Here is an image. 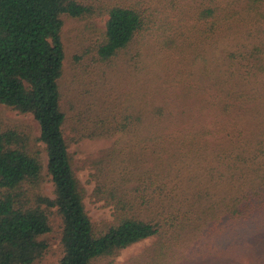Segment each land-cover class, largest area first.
Wrapping results in <instances>:
<instances>
[{
  "label": "trees",
  "instance_id": "16d2710c",
  "mask_svg": "<svg viewBox=\"0 0 264 264\" xmlns=\"http://www.w3.org/2000/svg\"><path fill=\"white\" fill-rule=\"evenodd\" d=\"M65 15L108 16L75 56L84 75L67 101ZM155 31L159 40L183 36L197 77L183 87L189 101L165 97L149 110V85L123 99L111 77L123 53ZM263 87L264 0H0V104L38 121L55 194L42 190L36 145L0 120V264L43 258L53 208L63 222L60 264H94L153 236L152 264H167L175 241L214 225L224 247L211 256H249L264 233ZM67 129L77 141L127 138L92 163V196L112 206L111 221L95 223L86 208Z\"/></svg>",
  "mask_w": 264,
  "mask_h": 264
},
{
  "label": "rangeland",
  "instance_id": "374dc122",
  "mask_svg": "<svg viewBox=\"0 0 264 264\" xmlns=\"http://www.w3.org/2000/svg\"><path fill=\"white\" fill-rule=\"evenodd\" d=\"M107 18L108 16L91 18L64 16L62 38L65 47V59L63 75L60 80L64 100L67 101L71 98V87L75 83V77L77 75L83 77L84 75L83 65L77 61L75 56L81 54L87 43L89 44V41L96 38L100 30L105 28ZM160 37L159 33L155 31L153 34L148 35L146 42L140 38V44L132 45L123 53L124 59L120 60L119 67L111 77L116 84L113 86L112 91L116 95L122 92L124 94L123 99L137 100L144 91L143 85H149L151 88L143 99L148 100L149 110L154 108L156 103H161L165 97L175 96L176 101H174V104L176 102L180 103L182 98L189 101L184 97L183 87L194 84L197 77L196 70H193L196 65V55L192 48H187L183 36H180V33L177 32L175 36L172 35L168 39L159 40ZM172 38L178 39L171 42L170 39ZM138 48L144 49V51L142 50L143 55L136 57L137 60L132 59L130 61V58L134 55L133 53ZM124 60L131 64H126ZM0 120L6 127L18 128L20 132L30 138L31 143L36 145L40 151L43 174L46 177L42 184V190L46 195L53 198L55 196L53 183L47 169L48 156L45 145L37 140L40 136V126L34 115L32 113H22L0 104ZM71 135H74L71 129H67L66 136L76 173L88 191L85 199L86 208L95 223L102 224L105 221H111L113 219L112 206L106 204L104 200H98L92 196L95 187V181L92 177L94 171L92 163L106 149L115 145L117 140L120 143L125 142L127 138L125 136L124 139L122 137L119 140L121 135L113 138L85 137L77 141L72 140ZM260 218L262 219V215H260ZM51 225V231L43 235V238L49 244V248L43 258L35 264H60V260L64 255L61 242L63 222L56 208H53ZM209 228L197 235H185L175 241L173 250L168 252L167 257H165L167 264H264V233L262 235L259 233L254 237L256 240L254 251L247 256L250 257V262H245L247 257L243 255H248L246 253L232 255L215 252L216 254L211 256L214 251H217L216 249L223 250L222 247L224 246L222 244L224 242L221 239L224 238V229H219L217 225ZM158 240L159 236L146 238L122 249L115 257L103 258L94 264H152V258H156L158 255L154 250ZM206 253L207 257H205Z\"/></svg>",
  "mask_w": 264,
  "mask_h": 264
}]
</instances>
